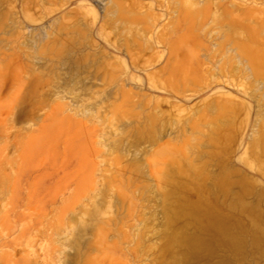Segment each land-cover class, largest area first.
Returning a JSON list of instances; mask_svg holds the SVG:
<instances>
[{
  "label": "rangeland",
  "instance_id": "rangeland-1",
  "mask_svg": "<svg viewBox=\"0 0 264 264\" xmlns=\"http://www.w3.org/2000/svg\"><path fill=\"white\" fill-rule=\"evenodd\" d=\"M0 264H264V0H0Z\"/></svg>",
  "mask_w": 264,
  "mask_h": 264
}]
</instances>
